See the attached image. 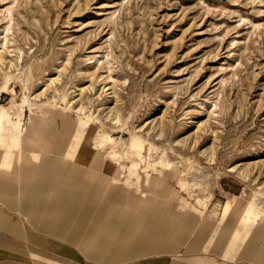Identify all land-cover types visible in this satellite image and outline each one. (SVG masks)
<instances>
[{"label": "rangeland", "instance_id": "obj_1", "mask_svg": "<svg viewBox=\"0 0 264 264\" xmlns=\"http://www.w3.org/2000/svg\"><path fill=\"white\" fill-rule=\"evenodd\" d=\"M6 75L7 264H264V0H0Z\"/></svg>", "mask_w": 264, "mask_h": 264}, {"label": "crops", "instance_id": "obj_2", "mask_svg": "<svg viewBox=\"0 0 264 264\" xmlns=\"http://www.w3.org/2000/svg\"><path fill=\"white\" fill-rule=\"evenodd\" d=\"M24 144H25V141L24 142H22V140H20V139H15V141H14V143L12 144V145H14V146H16V148H18V151H19V156L21 157V159L22 160H27L28 161V159L30 158V157H28L27 156V150H25L24 149ZM1 146V145H0ZM31 153V155L33 156V155H35L36 153L35 152H30ZM4 153L3 152H1L0 153V158H2V155H3ZM5 156H7V153H6V155ZM36 159H37V157H38V155H35L34 156ZM91 167V166H90ZM90 169H88V171H89ZM91 171V170H90ZM3 212V211H2ZM0 214H1V211H0ZM7 220H5V219H0V229H2V230H4L5 232L7 231ZM30 241H33V242H35V241H37V240H30ZM32 242V243H33ZM6 243V242H5ZM42 243H44L45 245H47V248L48 249H50L51 250V247H55V246H58L56 243H58V242H56V241H50V242H47V241H45V240H42ZM1 247L3 246V245H0ZM5 246H6V244H5ZM31 249V248H30ZM32 250V249H31ZM50 253H51V256H49V255H46V254H44V255H46L47 256V260L50 262V261H55V260H58V261H62V262H68V260H70V256H71V254H62V253H55L54 251H49ZM6 253V252H5ZM18 254V253H17ZM16 254V256H18ZM41 254H43V253H41ZM3 256H4V253L2 252V249L0 250V264H7V261H6V259L5 260H3L4 258H3ZM15 264H18V263H15Z\"/></svg>", "mask_w": 264, "mask_h": 264}, {"label": "bare ground", "instance_id": "obj_3", "mask_svg": "<svg viewBox=\"0 0 264 264\" xmlns=\"http://www.w3.org/2000/svg\"><path fill=\"white\" fill-rule=\"evenodd\" d=\"M5 30H6V28H5ZM4 39H5V37H4ZM10 80H11V78H10L8 75H6V76H5L6 84H4L3 86H0V93H6V92H8V91L10 90L11 86L9 87V85H8V83L10 82ZM28 104H29V97H27V96L25 95V98H23L22 101L20 102V107H22V106H27ZM33 107L37 108L36 105H30V106L28 107L30 112L32 111V108H33ZM79 118H81V117H79ZM86 119H87V120H90V119H91V116L86 117ZM14 127H15V128L18 130V132H19V130L21 129V122H20V121H17V122L15 123ZM19 137H20V135H19V133H18V134L16 135V139H19ZM108 139H109L108 136H104V137H103V144L109 142ZM137 146H139V142L136 141V140L134 139L133 142H132V144H131V147H130V144H129L130 153L133 152V150H134L135 148H138ZM242 218H243V217H242ZM242 218H241V219H242ZM256 218H257V217H251L250 219H247V220H246V223H248V221H251V223H254V224H255V222H256ZM238 220H240V219H238ZM238 224H239V223H238ZM240 224H241V223H240ZM240 224H239V225H240ZM263 245H264V244H263ZM228 251H229V250H228ZM256 258H257V260L259 259L260 261H264V256L262 255L261 252L258 253V255H257Z\"/></svg>", "mask_w": 264, "mask_h": 264}]
</instances>
